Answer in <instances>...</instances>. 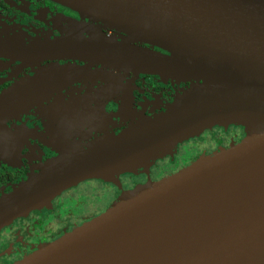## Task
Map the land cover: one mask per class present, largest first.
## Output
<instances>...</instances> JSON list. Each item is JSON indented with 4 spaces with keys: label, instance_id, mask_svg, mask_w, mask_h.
Wrapping results in <instances>:
<instances>
[{
    "label": "water",
    "instance_id": "95a60500",
    "mask_svg": "<svg viewBox=\"0 0 264 264\" xmlns=\"http://www.w3.org/2000/svg\"><path fill=\"white\" fill-rule=\"evenodd\" d=\"M116 30L117 42H63L54 54L194 82L163 114L75 146L0 199V227L123 161L213 125L238 144L124 194L16 264H264V0H50ZM139 42L166 52L134 47Z\"/></svg>",
    "mask_w": 264,
    "mask_h": 264
},
{
    "label": "flooded vegetation",
    "instance_id": "af4514ba",
    "mask_svg": "<svg viewBox=\"0 0 264 264\" xmlns=\"http://www.w3.org/2000/svg\"><path fill=\"white\" fill-rule=\"evenodd\" d=\"M95 31L117 42L129 40L50 0H0V199L71 148H87L165 113L195 85L97 61L33 54L63 42L94 40ZM197 133L147 151L161 150L145 168L86 179L9 220L0 227V264L18 263L105 212L124 192L158 182L246 136L237 124Z\"/></svg>",
    "mask_w": 264,
    "mask_h": 264
},
{
    "label": "rangeland",
    "instance_id": "374dc122",
    "mask_svg": "<svg viewBox=\"0 0 264 264\" xmlns=\"http://www.w3.org/2000/svg\"><path fill=\"white\" fill-rule=\"evenodd\" d=\"M198 133H195L194 135H197ZM97 139V138H96ZM95 140V139H94ZM161 150H157V151H150V152H147V153H144V154H141V155H138L136 157H133L131 159H129L130 161L121 165V166H116L114 168H111L110 170L108 171H105L101 174H99L97 176V178H104L105 176H110L112 175L113 173H118L120 170L122 169H125V168H132V167H135V166H141L142 168H145L147 166L148 163H152L154 161H156V155L157 153H159ZM107 197H104L102 199V202L104 203L106 201ZM45 204L41 205V206H44ZM33 242L30 243V245L32 244ZM26 248V247H25ZM20 250V248L18 249ZM22 251V250H21Z\"/></svg>",
    "mask_w": 264,
    "mask_h": 264
}]
</instances>
